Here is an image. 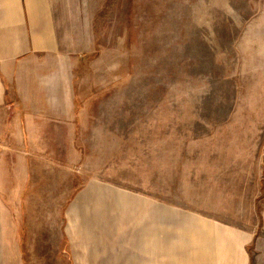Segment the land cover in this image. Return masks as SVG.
<instances>
[{"label": "rangeland", "instance_id": "rangeland-1", "mask_svg": "<svg viewBox=\"0 0 264 264\" xmlns=\"http://www.w3.org/2000/svg\"><path fill=\"white\" fill-rule=\"evenodd\" d=\"M82 9L72 31L66 23L73 110L56 125L42 116L39 134L23 122V141L8 143L25 155L26 198L38 199L26 213L50 214L62 232L69 218L85 241L125 259L152 248L159 261L191 264L194 211L239 210L256 185L264 0H83ZM57 241L56 264H69L66 238Z\"/></svg>", "mask_w": 264, "mask_h": 264}, {"label": "crops", "instance_id": "crops-1", "mask_svg": "<svg viewBox=\"0 0 264 264\" xmlns=\"http://www.w3.org/2000/svg\"><path fill=\"white\" fill-rule=\"evenodd\" d=\"M82 7L83 0H0V264H56L58 237L66 238L59 253L69 264H168L152 248L130 250L126 259L120 248L98 249L69 224L70 210L63 232L50 214L26 213L38 199L26 198L25 155L8 143L23 141V122L39 134L42 116L56 125L73 110V42L66 23L68 15L72 31L71 15ZM256 159V185L239 210L231 203L194 211L191 264H264V148ZM45 253L52 257L41 263Z\"/></svg>", "mask_w": 264, "mask_h": 264}]
</instances>
